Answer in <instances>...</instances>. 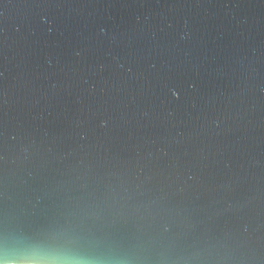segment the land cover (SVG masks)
Masks as SVG:
<instances>
[{"label":"water","instance_id":"95a60500","mask_svg":"<svg viewBox=\"0 0 264 264\" xmlns=\"http://www.w3.org/2000/svg\"><path fill=\"white\" fill-rule=\"evenodd\" d=\"M6 41L23 219L76 192L70 210L93 230L222 264L264 254V0H0V71ZM4 154L0 136V192Z\"/></svg>","mask_w":264,"mask_h":264},{"label":"clouds","instance_id":"9594fccd","mask_svg":"<svg viewBox=\"0 0 264 264\" xmlns=\"http://www.w3.org/2000/svg\"><path fill=\"white\" fill-rule=\"evenodd\" d=\"M36 7L45 13L65 8L70 13L74 8L71 5L46 2ZM146 19V16H138L137 22L141 23ZM48 22L51 23L50 20ZM189 23L190 20L186 18V31L181 39L190 38L191 33L187 30ZM236 23L245 30L253 26V21L248 16L238 17ZM9 49L10 45L6 41L4 70L0 71V80L3 81V86L0 87V106L3 108L0 136L3 137L5 146L2 157L5 174L0 192V264H222L225 259L223 257L196 255L188 250L169 246L162 238L150 233L135 239H121L108 232L88 228L84 226L81 214L70 210L72 202L79 204L84 198V194L76 192L53 204L51 214L39 221L22 218L18 206L12 202L7 176V139L12 103L10 93L15 87V77L11 70L14 57L8 54ZM74 54L80 55L78 51ZM246 55L257 57L260 51L256 46L250 45ZM106 124L107 121H101L102 127ZM95 192L96 188L91 189L87 195L92 196ZM236 264H264V254L258 250L252 257L241 255Z\"/></svg>","mask_w":264,"mask_h":264},{"label":"snow or ice","instance_id":"6c2138e0","mask_svg":"<svg viewBox=\"0 0 264 264\" xmlns=\"http://www.w3.org/2000/svg\"><path fill=\"white\" fill-rule=\"evenodd\" d=\"M174 95H177L176 93H174Z\"/></svg>","mask_w":264,"mask_h":264}]
</instances>
